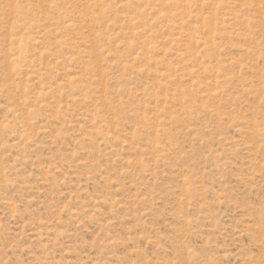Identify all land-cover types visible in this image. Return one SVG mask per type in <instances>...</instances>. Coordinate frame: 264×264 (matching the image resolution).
Returning <instances> with one entry per match:
<instances>
[{
    "label": "rangeland",
    "instance_id": "rangeland-1",
    "mask_svg": "<svg viewBox=\"0 0 264 264\" xmlns=\"http://www.w3.org/2000/svg\"><path fill=\"white\" fill-rule=\"evenodd\" d=\"M0 264H264V0H0Z\"/></svg>",
    "mask_w": 264,
    "mask_h": 264
}]
</instances>
